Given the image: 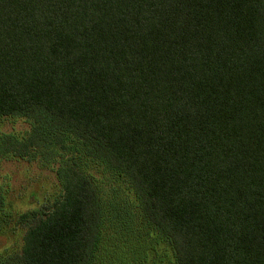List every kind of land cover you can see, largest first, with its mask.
<instances>
[{"label":"trees","instance_id":"16d2710c","mask_svg":"<svg viewBox=\"0 0 264 264\" xmlns=\"http://www.w3.org/2000/svg\"><path fill=\"white\" fill-rule=\"evenodd\" d=\"M7 118L31 130L0 162L62 193L15 219L0 194V236L24 229L0 264H264V0H0Z\"/></svg>","mask_w":264,"mask_h":264},{"label":"rangeland","instance_id":"374dc122","mask_svg":"<svg viewBox=\"0 0 264 264\" xmlns=\"http://www.w3.org/2000/svg\"><path fill=\"white\" fill-rule=\"evenodd\" d=\"M30 130V124L21 118H7L0 121L1 134H13L23 138ZM92 166H94V171L91 173L95 175L105 201L108 200L106 204L112 200L119 203L120 206L127 205L130 202V197L125 183L115 179L100 165ZM56 167L57 165L44 166L40 160L32 162L20 159L1 161L0 194L6 203L5 213L15 219L24 212L40 210L51 205L62 193L56 175ZM3 232L0 236V258H8L20 250L24 229L17 226L13 220ZM132 246L135 245L129 242L125 244V241L123 244L122 241L116 243V248L120 249L125 260L128 259V256L134 260L139 258V253L131 254Z\"/></svg>","mask_w":264,"mask_h":264}]
</instances>
